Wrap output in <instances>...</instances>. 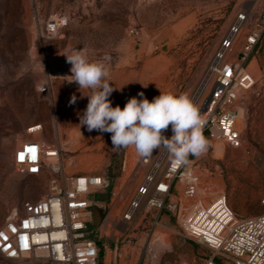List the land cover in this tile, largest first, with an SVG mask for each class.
I'll use <instances>...</instances> for the list:
<instances>
[{"label":"rangeland","instance_id":"rangeland-1","mask_svg":"<svg viewBox=\"0 0 264 264\" xmlns=\"http://www.w3.org/2000/svg\"><path fill=\"white\" fill-rule=\"evenodd\" d=\"M263 7L264 0H0V225L12 210L46 191L48 174L21 175L12 163L17 145L35 139L42 147L59 148L56 162L63 172L95 173L108 183L105 194L93 196L107 199L96 231L105 244L98 264H202L211 257V248L184 235L182 218L194 202L183 196L180 183L172 196L175 208L156 218L143 208L131 222L120 221L147 169L145 157L131 146L112 148L107 132L77 125L87 97L66 81L71 73L63 53L79 50L103 63L106 80L120 87L108 97L113 106L123 108L138 92L149 100L160 91L188 97L235 14L245 11L248 24L231 58ZM56 17L64 21L58 34L43 38V25ZM240 65L255 79L239 100L241 145L206 139V150L189 155V162L206 200L222 193L237 216H252L264 213V30ZM43 82L49 91L39 90ZM72 95L76 101L69 104ZM30 126L39 129L28 132ZM0 264L62 263L0 254Z\"/></svg>","mask_w":264,"mask_h":264},{"label":"built area","instance_id":"built-area-1","mask_svg":"<svg viewBox=\"0 0 264 264\" xmlns=\"http://www.w3.org/2000/svg\"><path fill=\"white\" fill-rule=\"evenodd\" d=\"M63 23L58 17L49 19L40 30L42 37H55ZM247 24V13L238 11L204 75L188 96L204 121L205 139L220 141L232 148L242 142L241 94L255 82L240 62L248 59L264 30V7L254 26L245 31L242 44L231 58L237 48L234 44L237 36ZM49 89L48 82L39 85L40 91ZM37 129L30 126L27 131ZM170 135L171 130L167 136ZM58 153L59 148L42 147L35 139L22 140L14 149L12 163L17 173L49 176L45 193L36 201H25L20 211L12 210L0 225V254L4 258L20 260L28 256L62 264H98L100 248L105 250V244L100 241L103 236L96 235L102 221L97 228L92 226V206H105L107 199L93 196L105 194L107 182L95 173L63 172L56 162ZM143 162L147 163V169L121 212V222H131L143 208L145 213H153L154 218L163 209L175 208L177 200L172 196L180 183L183 196L194 202L182 218L184 235L213 251L202 264H264V213L237 216L222 193L206 200L189 156L185 164L177 165L161 148L153 160L145 157Z\"/></svg>","mask_w":264,"mask_h":264},{"label":"clouds","instance_id":"clouds-1","mask_svg":"<svg viewBox=\"0 0 264 264\" xmlns=\"http://www.w3.org/2000/svg\"><path fill=\"white\" fill-rule=\"evenodd\" d=\"M63 55L70 64L71 74L66 81L75 83L81 96L87 97L86 107L77 113L79 127L109 133L112 148L131 146L138 157L163 148L177 165L185 164L189 155L199 156L206 150L207 142L202 134L204 121L186 95L160 91L149 100L143 92H138L126 100L123 108L118 104L113 106L108 97L116 87L106 80L103 63L89 60L79 50ZM75 101L76 96L72 95L68 103ZM169 128L171 135L166 137L163 133Z\"/></svg>","mask_w":264,"mask_h":264},{"label":"water","instance_id":"water-1","mask_svg":"<svg viewBox=\"0 0 264 264\" xmlns=\"http://www.w3.org/2000/svg\"><path fill=\"white\" fill-rule=\"evenodd\" d=\"M103 208L98 205L92 206V226L97 228L103 219Z\"/></svg>","mask_w":264,"mask_h":264},{"label":"snow or ice","instance_id":"snow-or-ice-1","mask_svg":"<svg viewBox=\"0 0 264 264\" xmlns=\"http://www.w3.org/2000/svg\"><path fill=\"white\" fill-rule=\"evenodd\" d=\"M34 151V150H33ZM23 158V155L21 154V159Z\"/></svg>","mask_w":264,"mask_h":264},{"label":"trees","instance_id":"trees-1","mask_svg":"<svg viewBox=\"0 0 264 264\" xmlns=\"http://www.w3.org/2000/svg\"><path fill=\"white\" fill-rule=\"evenodd\" d=\"M107 185H108V183H107Z\"/></svg>","mask_w":264,"mask_h":264}]
</instances>
